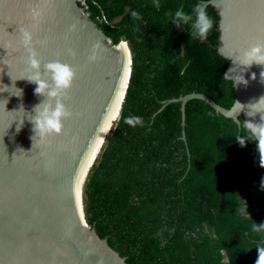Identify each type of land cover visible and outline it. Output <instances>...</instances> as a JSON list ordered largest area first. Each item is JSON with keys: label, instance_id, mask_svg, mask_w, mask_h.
Instances as JSON below:
<instances>
[{"label": "trees", "instance_id": "obj_1", "mask_svg": "<svg viewBox=\"0 0 264 264\" xmlns=\"http://www.w3.org/2000/svg\"><path fill=\"white\" fill-rule=\"evenodd\" d=\"M205 1L79 2L112 44L126 41L132 53L120 116L84 184L87 223L128 264H256L264 248V230L253 231L264 223L257 141L242 146L247 128L200 99L185 105V138L181 103L160 111L193 92L234 104L216 9L205 10L213 28L204 40L190 37L191 21L177 27L169 15ZM130 117L143 124L125 123Z\"/></svg>", "mask_w": 264, "mask_h": 264}, {"label": "water", "instance_id": "obj_2", "mask_svg": "<svg viewBox=\"0 0 264 264\" xmlns=\"http://www.w3.org/2000/svg\"><path fill=\"white\" fill-rule=\"evenodd\" d=\"M79 2L0 0V264H128L87 223L84 183L120 116L132 53L126 41L112 44ZM202 4L205 10L214 7L219 16L218 53L229 62L225 78L233 82L235 101L225 108L196 92L164 101L160 111L169 103H181L183 138L185 105L192 99L204 101L238 126L264 122L261 113L247 114L248 105L264 96L260 77L264 66L253 63L241 72L244 66L236 62L237 56L264 43V0ZM33 9L41 13L38 21L31 17ZM20 28L32 32L42 74L44 65L56 60L76 72L63 101L71 116L62 121L60 135L43 142L35 137L31 119L36 115L34 108L47 102V97L35 94L37 85L26 78L32 72ZM96 44L97 58L90 61ZM50 75L43 76L49 83ZM237 75H243L247 85L236 82ZM237 102L243 106L241 110ZM52 103L54 106L55 101Z\"/></svg>", "mask_w": 264, "mask_h": 264}, {"label": "clouds", "instance_id": "obj_3", "mask_svg": "<svg viewBox=\"0 0 264 264\" xmlns=\"http://www.w3.org/2000/svg\"><path fill=\"white\" fill-rule=\"evenodd\" d=\"M81 2H83V0H81ZM154 6L159 9L160 4L155 2ZM40 15L41 13L35 9L31 11V17L34 21H38ZM169 15L172 16V21L175 22L177 27L184 26L190 21L192 22V30L190 32L191 38L199 37L201 40L207 39L210 30L213 28V20L206 13L205 5L202 3H197L191 14L177 10L174 14L170 13ZM131 16L133 18H138V13L133 11ZM225 30L228 31V29ZM19 31L22 36L21 43L29 53L28 63L29 69L32 72V74L26 78L30 83L37 85L35 88V94L47 97V102L39 104L34 108L36 115L31 119L34 124L33 130L36 133L35 137H39L41 142H43L49 136L54 134L60 135L63 130L62 121L71 116V113L68 111L63 101L67 99L68 90L73 85L76 72L71 65L56 60L45 64L44 73L42 74L40 71V60L37 59L38 53L33 47L32 32L26 28H20ZM98 47V44L93 45L92 53L89 56L90 61H94L97 58L96 49ZM69 54L75 56V52L71 49H69ZM236 62L238 65L244 66L241 68V72L246 71L253 63L264 66V43H257L249 50L243 52L242 56H237ZM230 71H235V69H231ZM48 74H51V83L43 78V76H47ZM260 77L261 82L264 83V71L260 73ZM251 78L253 80L256 79L255 73L252 74ZM235 80L236 82L247 85V81L244 79L243 75H237ZM53 101H55L54 106L52 103ZM239 105L241 106V110L243 106L241 104ZM248 108L250 109L247 113L249 116H255L256 113H261V120L264 121V96L260 97L258 101L250 103ZM125 123L134 126L136 124L142 125L143 121L140 117H130L125 120ZM245 125L248 130L247 135L238 138V142L243 146L246 139L257 141V150L260 155V166L264 167V122H245ZM32 139L34 141V146V137H32ZM260 230H264V223H256L253 225V231ZM98 264H102V261L98 262ZM256 264H264V248H259V256Z\"/></svg>", "mask_w": 264, "mask_h": 264}, {"label": "bare ground", "instance_id": "obj_4", "mask_svg": "<svg viewBox=\"0 0 264 264\" xmlns=\"http://www.w3.org/2000/svg\"><path fill=\"white\" fill-rule=\"evenodd\" d=\"M125 46V45H124ZM124 75V74H123ZM123 75H122V77H123ZM125 76V75H124ZM123 86H124V82H123V80H122V83H121V88H123ZM121 92H122V90H120V94H121ZM121 99V98H120ZM119 106V105H118ZM117 114H118V107H117V110H116V112H115V114H114V117L115 116H117ZM113 117V118H114ZM113 120V119H112ZM112 122V121H111ZM112 125V124H111Z\"/></svg>", "mask_w": 264, "mask_h": 264}, {"label": "rangeland", "instance_id": "obj_5", "mask_svg": "<svg viewBox=\"0 0 264 264\" xmlns=\"http://www.w3.org/2000/svg\"><path fill=\"white\" fill-rule=\"evenodd\" d=\"M119 118V117H118ZM118 120V119H117ZM117 122V121H116ZM116 124V123H115ZM115 124H114V126H115ZM114 126H113V128H114ZM113 130V129H112ZM112 132V131H111ZM111 132L109 133V134H111ZM86 182V181H85ZM85 184V183H84Z\"/></svg>", "mask_w": 264, "mask_h": 264}]
</instances>
